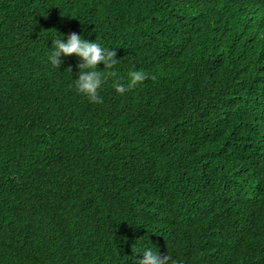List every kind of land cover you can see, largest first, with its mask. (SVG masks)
I'll use <instances>...</instances> for the list:
<instances>
[{
	"label": "trees",
	"instance_id": "obj_1",
	"mask_svg": "<svg viewBox=\"0 0 264 264\" xmlns=\"http://www.w3.org/2000/svg\"><path fill=\"white\" fill-rule=\"evenodd\" d=\"M71 32L156 79L90 102ZM149 248L264 264V0H0V264Z\"/></svg>",
	"mask_w": 264,
	"mask_h": 264
},
{
	"label": "clouds",
	"instance_id": "obj_2",
	"mask_svg": "<svg viewBox=\"0 0 264 264\" xmlns=\"http://www.w3.org/2000/svg\"><path fill=\"white\" fill-rule=\"evenodd\" d=\"M52 48L53 51L49 59L54 67H61L62 56L76 55L81 58L82 62L77 65L79 76L74 82V87L78 93L87 96L92 103H103L99 91L109 78H112V87L120 94L134 89L149 78L156 79L155 75H150L143 70H132L128 73L127 82H122V78H117L116 71H110L119 62L116 58L117 52L102 47L96 41L90 42L76 32L68 34L66 42L63 36L53 38ZM100 64H103L104 69L109 71L97 70ZM66 70L72 72L71 66ZM142 253L143 257L137 259V264H177V261L173 260L168 253L162 255L159 251H153L151 248Z\"/></svg>",
	"mask_w": 264,
	"mask_h": 264
}]
</instances>
